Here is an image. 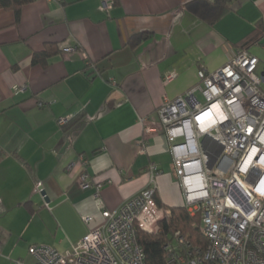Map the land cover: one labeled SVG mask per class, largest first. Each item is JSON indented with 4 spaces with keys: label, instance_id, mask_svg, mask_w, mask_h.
I'll list each match as a JSON object with an SVG mask.
<instances>
[{
    "label": "crops",
    "instance_id": "0c3cea01",
    "mask_svg": "<svg viewBox=\"0 0 264 264\" xmlns=\"http://www.w3.org/2000/svg\"><path fill=\"white\" fill-rule=\"evenodd\" d=\"M190 1L116 0L104 10L101 0H31L18 14L0 9V264H35L28 248L36 244L66 250L102 224L97 184L104 207L115 209L149 186L152 163L161 205L182 206L156 110L194 86L200 68L213 71L239 49L264 71V0H229L212 25ZM47 44L59 51L33 63ZM141 117L156 130L145 132ZM84 214L95 221L86 225Z\"/></svg>",
    "mask_w": 264,
    "mask_h": 264
},
{
    "label": "built area",
    "instance_id": "2783aa9c",
    "mask_svg": "<svg viewBox=\"0 0 264 264\" xmlns=\"http://www.w3.org/2000/svg\"><path fill=\"white\" fill-rule=\"evenodd\" d=\"M115 1L101 0L102 9ZM257 65V56L239 49L213 71L200 68L194 86L156 110L182 206L190 215L200 214L207 239L205 248L193 247L176 231L177 244H164L170 264H264V71L257 72ZM139 122L145 132L156 130L146 117ZM138 144L146 152L141 140ZM147 169L149 186L115 209L104 207L97 184L93 196L102 224L90 227L64 251L30 246L35 264H147L137 233L160 232L161 221L171 214L170 207L157 201L160 170L153 163ZM95 219L82 215L88 226Z\"/></svg>",
    "mask_w": 264,
    "mask_h": 264
},
{
    "label": "trees",
    "instance_id": "16d2710c",
    "mask_svg": "<svg viewBox=\"0 0 264 264\" xmlns=\"http://www.w3.org/2000/svg\"><path fill=\"white\" fill-rule=\"evenodd\" d=\"M29 1L31 0H0V9H11L18 14L21 7ZM228 2L229 0H191L187 7L202 20L212 25L228 10ZM145 36L144 34L132 36L130 42L137 44ZM58 51L59 49L55 44H47L45 49L33 53L32 62H40L45 65L47 57ZM157 201L160 203L158 199ZM160 226L161 231L156 234L144 231L137 233L147 264H170L164 250V244L166 242L177 244L174 238L176 231H179L193 247L205 248L207 244V239L201 230L200 214L190 215L183 206L172 207L170 216L163 219Z\"/></svg>",
    "mask_w": 264,
    "mask_h": 264
},
{
    "label": "rangeland",
    "instance_id": "374dc122",
    "mask_svg": "<svg viewBox=\"0 0 264 264\" xmlns=\"http://www.w3.org/2000/svg\"><path fill=\"white\" fill-rule=\"evenodd\" d=\"M177 203H178L179 205H183L184 201H183L182 194H179V199L177 200Z\"/></svg>",
    "mask_w": 264,
    "mask_h": 264
},
{
    "label": "water",
    "instance_id": "95a60500",
    "mask_svg": "<svg viewBox=\"0 0 264 264\" xmlns=\"http://www.w3.org/2000/svg\"><path fill=\"white\" fill-rule=\"evenodd\" d=\"M262 74H263V72H262Z\"/></svg>",
    "mask_w": 264,
    "mask_h": 264
}]
</instances>
